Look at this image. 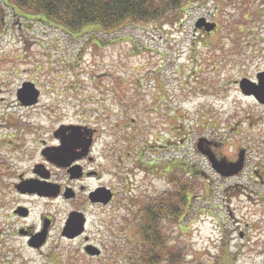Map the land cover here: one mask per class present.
I'll list each match as a JSON object with an SVG mask.
<instances>
[{"label":"rangeland","instance_id":"1","mask_svg":"<svg viewBox=\"0 0 264 264\" xmlns=\"http://www.w3.org/2000/svg\"><path fill=\"white\" fill-rule=\"evenodd\" d=\"M0 17V151H39L62 124L73 125L75 140L76 126L92 129L94 151H115L112 206L88 224L102 256L63 241L49 264H129V218L167 189L164 168L186 164L202 175L182 222L164 224L167 245L181 249L183 264H264V106L248 97L257 90L249 81L264 71V0L236 7L207 0L180 26L129 25L94 43L8 9ZM199 17L217 23L212 36L194 29ZM26 81L40 90L30 109L15 97ZM200 137L221 142L233 162L248 150L241 170L216 174L198 153ZM12 246L17 254L3 251V259L46 264L19 240Z\"/></svg>","mask_w":264,"mask_h":264},{"label":"flooded vegetation","instance_id":"2","mask_svg":"<svg viewBox=\"0 0 264 264\" xmlns=\"http://www.w3.org/2000/svg\"><path fill=\"white\" fill-rule=\"evenodd\" d=\"M263 72H257L255 79L249 82L259 87ZM248 97L264 106L252 94ZM72 129L69 126L58 131L59 134L53 132L50 142L39 151H0V264H29L22 256L17 259L2 258L3 251L9 254L16 252L12 250L16 240L46 264L59 258L55 257V249L61 247L63 241H79L83 248L88 244L97 246L88 233V224L94 222L92 217L95 211H108L112 206L115 195V151H94V131L91 130L86 137V130L78 128L74 130L79 139H73L69 151H65L61 148V139L66 138L69 142V131ZM84 137L90 138V142H86ZM203 146V151H212L220 158L221 144L204 138ZM239 151L248 150L241 148ZM135 165L137 170L139 166ZM100 188L111 192L106 204L94 195ZM66 204L69 205L68 210L60 207ZM35 205L40 207L36 218L33 216ZM72 213L81 214L84 231L74 238H67L62 233ZM4 225L8 232L3 229ZM42 232H45L44 242L34 244L35 236ZM100 249V255L91 257L102 256L104 251Z\"/></svg>","mask_w":264,"mask_h":264},{"label":"trees","instance_id":"3","mask_svg":"<svg viewBox=\"0 0 264 264\" xmlns=\"http://www.w3.org/2000/svg\"><path fill=\"white\" fill-rule=\"evenodd\" d=\"M228 7L252 0H222ZM207 0H0V15L10 10L27 23L49 25L66 36L85 38L89 43L126 26L156 24L180 26L184 15ZM217 7V6H216ZM239 8V6H238ZM243 17V15H242ZM245 19L249 15L244 12ZM243 17V18H244ZM0 17V26L1 24ZM98 34V35H97ZM100 40V39H99ZM100 42V41H99ZM166 174L170 188L150 199L129 225L135 229L128 253L129 264H183L180 248L167 245L164 224L181 223L187 213L191 192L198 187L200 172L186 173L184 167ZM170 242V240H169Z\"/></svg>","mask_w":264,"mask_h":264},{"label":"water","instance_id":"4","mask_svg":"<svg viewBox=\"0 0 264 264\" xmlns=\"http://www.w3.org/2000/svg\"><path fill=\"white\" fill-rule=\"evenodd\" d=\"M204 26L205 29L207 31H209L210 29L213 28L214 24H208L205 20V18H199L196 22H195V27H201ZM264 73V72H263ZM261 85H259V87L257 88V90L253 91L252 93H254L256 95V98L259 102L264 103V77L261 78L260 80ZM242 88V87H241ZM243 90V88H242ZM27 92L28 93V99L25 101V98H23L22 96H20L21 93ZM245 92V91H244ZM256 92V93H255ZM260 93V94H259ZM247 94V92H246ZM17 95H18V99L21 101V103L23 104H32L35 103L37 101V95L38 92L37 90L33 89V85L31 83H23L22 88H20L17 91ZM76 136V135H75ZM73 140V136L71 141ZM64 148L67 150L69 145L67 144V140H64ZM197 148L207 156L208 160L211 163V166L214 170H216L217 173H219L220 175L223 176H229V175H233L235 173H237L242 166V154H240V158L239 160L234 163L231 164V167L226 166V161L225 159L223 160H217L214 155L212 153H210V151H203V147H202V139H199L198 143H197ZM96 196L99 199H102L101 201H103L104 203H106L109 200V195H105L104 192H96ZM79 214H73L70 216L69 221L67 222L63 234L67 237H74L78 234L81 233V231L83 230L82 227V219H79ZM43 239V238H42ZM36 244V243H34ZM94 249V248H93ZM86 252H88L91 255L94 254H98L99 251L94 249L92 250V246H86L85 247Z\"/></svg>","mask_w":264,"mask_h":264}]
</instances>
